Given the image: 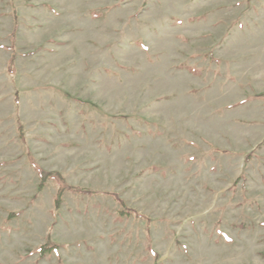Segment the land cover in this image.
Segmentation results:
<instances>
[{
	"label": "rangeland",
	"instance_id": "rangeland-1",
	"mask_svg": "<svg viewBox=\"0 0 264 264\" xmlns=\"http://www.w3.org/2000/svg\"><path fill=\"white\" fill-rule=\"evenodd\" d=\"M0 264H264V0H0Z\"/></svg>",
	"mask_w": 264,
	"mask_h": 264
},
{
	"label": "trees",
	"instance_id": "trees-1",
	"mask_svg": "<svg viewBox=\"0 0 264 264\" xmlns=\"http://www.w3.org/2000/svg\"><path fill=\"white\" fill-rule=\"evenodd\" d=\"M51 176H54L56 179H59L60 180V184H59V189H58V192H57V195H56V199H55V204H56V207H59V203L61 201V197L63 195V193L65 192V190L68 188L67 185L64 183V181L62 180L61 177H59V175L57 173H47L46 171L44 170H40V177L42 179V181H44L45 179L51 177ZM71 189H74V190H78L77 188H73L71 187ZM86 193H92L91 191H84ZM121 204L123 205L124 207V211H122V214L123 215H130V214H133L135 217L137 218H146V219H149L148 217L144 216L143 213H141L140 211H137L135 209H132V208H127L126 204L121 201ZM54 249L55 247H41L40 250L41 252H47L51 249Z\"/></svg>",
	"mask_w": 264,
	"mask_h": 264
}]
</instances>
